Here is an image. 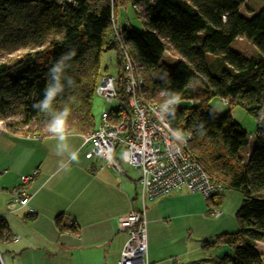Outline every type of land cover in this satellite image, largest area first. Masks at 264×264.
<instances>
[{
	"label": "trees",
	"instance_id": "1",
	"mask_svg": "<svg viewBox=\"0 0 264 264\" xmlns=\"http://www.w3.org/2000/svg\"><path fill=\"white\" fill-rule=\"evenodd\" d=\"M245 1L154 0L141 16L143 29L137 32L119 26L116 9L140 0H0V122L9 133L48 135L43 126L56 115L55 109L68 106L67 133L92 130L103 51L116 52L117 89L123 92V60L112 30L113 16L118 37L142 78L145 99L162 103L180 94L182 101L174 116H165L166 122L188 137L191 157L212 183L243 197L234 216L235 232L211 239L227 250L201 264H263L255 246L264 240V0L251 18L239 15ZM242 36L258 55L244 57L229 49ZM70 49L76 55L66 74L74 86L66 87L45 116L33 104L43 98L51 65ZM165 50L179 56L174 65L160 62ZM217 55L225 65L214 75L208 60ZM189 81L195 89L188 87ZM214 98L221 104L224 100L229 109L216 115L209 106ZM234 106L255 120L254 146L245 158L239 150L247 144L246 132L231 117ZM10 114L18 119L7 120ZM213 197L210 207H215ZM55 225L59 232L77 231V226H65L60 216ZM5 228L0 220V234Z\"/></svg>",
	"mask_w": 264,
	"mask_h": 264
},
{
	"label": "crops",
	"instance_id": "2",
	"mask_svg": "<svg viewBox=\"0 0 264 264\" xmlns=\"http://www.w3.org/2000/svg\"><path fill=\"white\" fill-rule=\"evenodd\" d=\"M153 2L140 0L131 10L143 16ZM129 4L116 10L125 12ZM124 23L129 24L127 17ZM82 140L81 134L67 133L69 151L79 155L73 163L68 153L57 154L53 135L0 129V220L6 226L0 234V264H118L127 235L117 229L116 219L140 208L138 172L121 162L117 172L101 159L86 158ZM34 171L24 187L29 202L20 207L13 190L20 176ZM213 198L220 211L216 217L208 202L185 186L145 201L142 264H201L225 252V245L211 239L235 232L243 197L226 189ZM57 216L77 231L59 232ZM255 247L264 264V240Z\"/></svg>",
	"mask_w": 264,
	"mask_h": 264
},
{
	"label": "built area",
	"instance_id": "3",
	"mask_svg": "<svg viewBox=\"0 0 264 264\" xmlns=\"http://www.w3.org/2000/svg\"><path fill=\"white\" fill-rule=\"evenodd\" d=\"M111 22L122 53L123 92L117 89L116 76L104 74L99 78L94 95L104 101L106 108L101 111L94 128L82 135V145L88 159H101L117 172L121 171L120 162L137 170L140 208L116 219L117 229L127 235L118 264H142L147 250L145 201L185 186L199 193L209 205L210 197L223 189L212 183L201 165L191 157L185 143L188 137L173 131L166 122L167 114H163L162 106L167 100L157 103L145 99L142 78L136 75L130 56L118 37L119 29L113 16ZM222 103L226 102L222 100ZM0 129L5 131L2 122ZM117 151L119 162L114 157ZM36 174L34 171L19 177V184L13 190L18 206L28 204L30 196L24 187ZM210 210L215 217L220 213L214 207Z\"/></svg>",
	"mask_w": 264,
	"mask_h": 264
},
{
	"label": "rangeland",
	"instance_id": "4",
	"mask_svg": "<svg viewBox=\"0 0 264 264\" xmlns=\"http://www.w3.org/2000/svg\"><path fill=\"white\" fill-rule=\"evenodd\" d=\"M262 0H246L241 8L239 9V15L243 16L244 18H251L253 14H255L259 9L263 6ZM132 4H129L126 8V11L123 12V9L116 12L117 22L119 26H131L137 32H141L143 29V24L141 22V16L134 15L133 11L131 10ZM125 17L128 18V23H124ZM230 50L241 54L244 57H251L254 55H258L259 51H257L256 47L253 46L248 40H246L243 36L236 37L234 41L231 43ZM179 59L177 54H172L168 50H165L163 56L161 58L162 63H167L168 65H174L176 61ZM1 60H5V56L1 57ZM209 64V71L216 75L220 68H222L225 63L223 62L221 55L215 56L213 59L208 60ZM100 70L104 74L114 75L117 74V67H116V52L114 50H107L103 51L101 54L100 60ZM184 104V103H182ZM210 108L214 110L216 115L223 114L224 111L228 110L229 108L223 104H221L218 98H214L209 103ZM106 108L104 101L98 97H93L92 102V115L94 117L95 123H97L100 113L102 110ZM231 117L237 123L240 124L243 130L246 132V141L247 144L240 148L239 152L242 158L247 156V153L251 151L254 146V131H255V120L248 115L241 107L234 106L231 109ZM264 117V116H263ZM18 119L17 115L10 114L7 117V120H16ZM42 129L45 133L49 135L48 124H45ZM22 134V133H21ZM82 133L81 135H83ZM52 136V133L49 135ZM115 159L119 160L120 154L119 151L115 153Z\"/></svg>",
	"mask_w": 264,
	"mask_h": 264
},
{
	"label": "clouds",
	"instance_id": "5",
	"mask_svg": "<svg viewBox=\"0 0 264 264\" xmlns=\"http://www.w3.org/2000/svg\"><path fill=\"white\" fill-rule=\"evenodd\" d=\"M76 55L75 49L62 54L49 68L48 80L43 90V98L33 104V108L47 116L54 107V101L61 96L66 87L74 86L73 79L66 74V70L71 67L69 61ZM198 83V82H197ZM189 88L195 89L193 83L189 81ZM182 101L180 94H173L167 102L162 106L163 114H171L174 116L176 108ZM56 110V115L49 119L48 130L57 141L56 151L58 155L68 153L69 159L73 163L79 162V155L76 151H69V147L65 141L67 140L68 117L71 110L68 106ZM199 127L202 131L199 133L203 135L205 132L203 123Z\"/></svg>",
	"mask_w": 264,
	"mask_h": 264
}]
</instances>
